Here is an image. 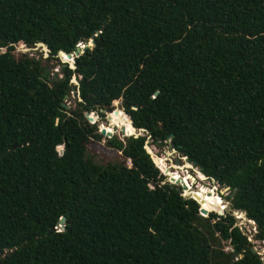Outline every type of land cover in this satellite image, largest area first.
<instances>
[{"label": "trees", "instance_id": "16d2710c", "mask_svg": "<svg viewBox=\"0 0 264 264\" xmlns=\"http://www.w3.org/2000/svg\"><path fill=\"white\" fill-rule=\"evenodd\" d=\"M39 42L48 58L19 53ZM114 102L143 135L89 122ZM103 139L125 162L88 156ZM148 140L229 187L255 233L205 193L226 213L202 216ZM250 239L264 242V0H0V264H264Z\"/></svg>", "mask_w": 264, "mask_h": 264}, {"label": "rangeland", "instance_id": "374dc122", "mask_svg": "<svg viewBox=\"0 0 264 264\" xmlns=\"http://www.w3.org/2000/svg\"><path fill=\"white\" fill-rule=\"evenodd\" d=\"M92 43L88 44L91 46ZM80 46V45H79ZM84 48V47H81ZM24 53L22 50L19 51V53ZM44 54V59H46V51L43 48H39L38 50H32L30 52H25L24 54H33L32 56H35L37 58H41V54ZM61 60H63L62 57H60ZM44 62V60H42ZM45 66L48 67L49 72H52L54 74H58L61 76V70L60 67L58 66V63L56 61H51L50 63L44 62ZM76 84V83H75ZM77 97H74V95H71V98H69L66 102L69 107H74L75 106V99ZM120 102H114V108L121 110L120 113L115 114V121L110 122L109 114L105 112V117H99L95 114H90V118L88 117V120L91 124H96L98 126L99 132L102 128H109L107 132H112L114 135L117 136L118 139L124 141V138L127 136L121 135L120 131L122 128H126V132L133 134L132 129H128L127 123L123 121L122 115L123 109L119 107ZM113 123L112 125H110ZM118 126L119 132L115 133L113 131V127ZM139 133V132H138ZM143 135V133H140ZM106 137V136H105ZM130 137V136H128ZM107 140L103 139L101 142H92L87 150V154L89 157H92L93 161L99 165H106V164H111V165H118L122 164L125 162V159L122 157L121 153H118L116 150L110 148L106 144ZM171 144L168 143L166 146L163 147H156L153 143L152 140H148L146 143V150L150 152L152 155H157L160 159L163 160L165 164V168L167 171L171 174H177L180 175L182 179L187 180L190 189L188 191L190 192H198L199 193H205L209 194L214 197V200L217 202L218 205L222 209H225L228 207V201L226 197L229 195V192H226L224 188H220L219 185L216 183L210 182L206 177L202 176L200 174V170L193 166V164H190L186 158L178 153L177 151L172 149ZM128 166H131V162L128 161L126 162ZM167 171L165 172L168 175ZM167 181L171 184H177L181 185V183H175L172 182V180L168 177ZM183 194H185V190L183 189ZM211 212H217L220 215L225 214L226 212H221L219 213L218 211H211ZM238 219V218H237ZM239 225L242 226L244 229H246V234H251L255 233V225H253L252 221L246 220L244 218L239 219ZM251 237V236H250ZM256 244V249L259 251L264 252V242H254ZM229 249V248H227ZM264 259V255H262Z\"/></svg>", "mask_w": 264, "mask_h": 264}, {"label": "water", "instance_id": "95a60500", "mask_svg": "<svg viewBox=\"0 0 264 264\" xmlns=\"http://www.w3.org/2000/svg\"><path fill=\"white\" fill-rule=\"evenodd\" d=\"M88 41H91V46L90 45H88L87 47H93L94 45H95V41H94V39H92V40H88ZM87 47H84V48H81L80 46H78V48H77V50H76V52L74 53V54H66L65 52H63V51H61L60 52V57H62L63 58V60H62V62L64 63V64H66V63H68L69 65H70V68L71 69H73V70H75L76 69V66H75V64H74V58L75 57H78L80 54H82L85 50H86V48ZM39 48H43L47 53H46V58H48V56H49V49L46 47V45L44 44V43H42V42H39V43H37L36 44V47H34V48H24V49H21L24 53L25 52H30V51H32V50H38ZM65 57H67V59H65ZM46 72L47 73H49V69H48V67H46ZM51 78H54L55 80H59V79H61L60 78V76L58 75V74H52L51 75ZM71 83H76V85H78V82H77V80L76 79H73L72 81H71ZM74 95V97H79V93L77 92V93H74L73 94ZM81 101V100H80ZM120 111L121 110H119V109H116V110H114L113 112H111V113H108L109 114V119H111V117H112V115H114V114H118V113H120ZM124 114H125V116H127V114L125 113V112H123ZM90 113H87L86 114V117H88L89 119H91L90 117ZM131 124V128L134 130L133 131V134H129V135H127V132H126V128H122L121 129V131H120V133H121V135H123V136H134L135 138H138L139 136H141V134L140 133H144L145 132V130H140V131H138L135 127H134V125H133V123L131 122L130 123ZM113 131L115 132V133H117V132H119V128H118V126H114L113 127ZM139 132V133H138ZM100 133L103 135V136H106V137H108V138H112L113 137V133L112 132H107V130L105 129V128H102L101 130H100ZM171 147H174V144L173 143H171ZM173 150H175V149H173ZM176 151V150H175ZM148 152V151H147ZM148 154H150V156H151V159L153 160V162L155 163L157 160H158V156L157 155H152L150 152H148ZM185 157V156H184ZM186 158V160H187V157H185ZM190 164H192L191 163V161H189V160H187ZM195 164L193 163V166H194ZM200 172V174L202 175V176H204L203 175V173L201 172V171H199ZM169 178H170V176H168ZM205 177V176H204ZM171 179V178H170ZM172 180V179H171ZM213 183L215 182L214 180L212 181ZM182 189H184L185 190V194H184V197L186 198V199H193V200H195L200 206H201V208H200V214L202 215V216H204V217H207L208 216V214L211 212V211H208V210H206L205 208H203V206H202V202L204 201L202 198H200V196H198L197 195V193L198 192H196V193H194V192H190V191H188V192H186V186L185 185H183L182 184ZM225 189V191L226 192H229L230 191V188L229 187H225L224 188ZM230 197H231V199L233 198V194H231L230 195ZM228 207H229V211H231L235 216H236V218H238V219H242V218H244V219H246V220H249V221H252V220H250V219H248V217H247V214H246V212L245 211H239V210H236V209H234L233 207H232V202L231 201H228ZM219 213H221L220 211H219ZM65 222V218H62L61 220H60V225H63V223ZM253 222V221H252ZM253 225H255V223L253 222ZM250 241H252V239H250ZM254 251L255 252H257L260 256H262V255H264V252H262V251H259V250H257L256 248H254ZM263 262H264V259H263Z\"/></svg>", "mask_w": 264, "mask_h": 264}, {"label": "bare ground", "instance_id": "6f19581e", "mask_svg": "<svg viewBox=\"0 0 264 264\" xmlns=\"http://www.w3.org/2000/svg\"><path fill=\"white\" fill-rule=\"evenodd\" d=\"M112 124H113V123H111L110 125H112ZM127 127H128V129H132L130 123L127 124ZM108 130H109V128H107V131H108ZM132 130H133V129H132ZM129 134H130V133L127 132V135H129ZM158 160H159V163H160L161 166H165V164H164V162H163L162 159L158 158ZM168 175H169L170 177H171V176H174V177H177L178 179H182L181 176H180V175H177V174L174 175V174H171V173L168 172ZM182 181L185 183L186 186L190 187L189 184H188V182H187V180L182 179ZM225 209L228 210L229 207H227V208H225ZM228 211H229V210H228Z\"/></svg>", "mask_w": 264, "mask_h": 264}, {"label": "snow or ice", "instance_id": "6c2138e0", "mask_svg": "<svg viewBox=\"0 0 264 264\" xmlns=\"http://www.w3.org/2000/svg\"><path fill=\"white\" fill-rule=\"evenodd\" d=\"M90 43L91 41H86L85 44L80 45V47H87ZM65 59H67V57H65Z\"/></svg>", "mask_w": 264, "mask_h": 264}, {"label": "built area", "instance_id": "2783aa9c", "mask_svg": "<svg viewBox=\"0 0 264 264\" xmlns=\"http://www.w3.org/2000/svg\"><path fill=\"white\" fill-rule=\"evenodd\" d=\"M82 45V44H81Z\"/></svg>", "mask_w": 264, "mask_h": 264}]
</instances>
